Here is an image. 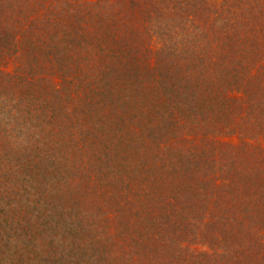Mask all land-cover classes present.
I'll return each instance as SVG.
<instances>
[{
  "label": "trees",
  "instance_id": "obj_1",
  "mask_svg": "<svg viewBox=\"0 0 264 264\" xmlns=\"http://www.w3.org/2000/svg\"><path fill=\"white\" fill-rule=\"evenodd\" d=\"M0 264H264V0H0Z\"/></svg>",
  "mask_w": 264,
  "mask_h": 264
}]
</instances>
